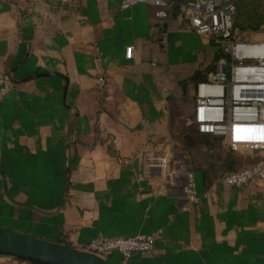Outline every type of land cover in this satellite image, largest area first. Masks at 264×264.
I'll return each mask as SVG.
<instances>
[{"label": "crops", "instance_id": "obj_1", "mask_svg": "<svg viewBox=\"0 0 264 264\" xmlns=\"http://www.w3.org/2000/svg\"><path fill=\"white\" fill-rule=\"evenodd\" d=\"M216 50L147 3L0 0V73L12 77L0 96V226L71 245L154 235L127 260L108 255L114 264H264V183L223 179L264 149L188 129L189 77ZM167 150L168 169L147 160ZM246 155L255 158L239 166Z\"/></svg>", "mask_w": 264, "mask_h": 264}, {"label": "built area", "instance_id": "obj_2", "mask_svg": "<svg viewBox=\"0 0 264 264\" xmlns=\"http://www.w3.org/2000/svg\"><path fill=\"white\" fill-rule=\"evenodd\" d=\"M124 9L138 3L156 7L158 17L173 13L197 33L220 44L223 53L206 79L197 83L194 121L202 133L221 136L231 148L241 145L264 149V38L242 36L235 25V0H119ZM264 31V25L262 27ZM132 45L127 55L132 54ZM103 82V77H100ZM12 85L9 72L0 73V96L6 95ZM171 150L165 153L151 151L150 164L166 169L170 166ZM223 179L230 185L241 186L251 182L264 183V154L257 160L229 170ZM186 193L189 202L200 200L195 172H188ZM76 247L93 251L104 257L120 252L127 260L134 252L154 246V235L100 234Z\"/></svg>", "mask_w": 264, "mask_h": 264}, {"label": "water", "instance_id": "obj_3", "mask_svg": "<svg viewBox=\"0 0 264 264\" xmlns=\"http://www.w3.org/2000/svg\"><path fill=\"white\" fill-rule=\"evenodd\" d=\"M193 144V134H185ZM0 255H12L29 264H113L106 257L71 244L0 226Z\"/></svg>", "mask_w": 264, "mask_h": 264}, {"label": "trees", "instance_id": "obj_4", "mask_svg": "<svg viewBox=\"0 0 264 264\" xmlns=\"http://www.w3.org/2000/svg\"><path fill=\"white\" fill-rule=\"evenodd\" d=\"M236 12H235V25L238 29H241L242 36H246V32H254L262 29L264 25V0H235ZM223 53L222 49H217L215 54V61ZM213 62L204 68L195 70L189 77V79L200 81L206 79L207 72L215 68ZM191 131L197 130V124L195 121L191 122ZM109 261V257H107ZM112 262V261H111ZM113 263V262H112ZM114 264V263H113Z\"/></svg>", "mask_w": 264, "mask_h": 264}, {"label": "rangeland", "instance_id": "obj_5", "mask_svg": "<svg viewBox=\"0 0 264 264\" xmlns=\"http://www.w3.org/2000/svg\"><path fill=\"white\" fill-rule=\"evenodd\" d=\"M239 31H241V29L239 30ZM251 34V33H250ZM259 37L260 36H264V34H260V35H258ZM213 44H214V46H216V49H219L220 48V44H218L217 42H215L214 40H213ZM216 52H217V50H216ZM215 52V53H216ZM214 61H215V59H214ZM192 85H193V87H192ZM192 85H191V87L192 88H194L195 87V84L194 83H192ZM193 98L194 97H190V100H193ZM182 112H184V109L182 110ZM182 119L183 120H187L188 119V116H182ZM191 123H189L188 124V129L191 131ZM195 133L197 134V136H196V138L197 139H201L202 141H205V138H202V136H204L203 134H200L197 130H195ZM207 141H209V138H207L206 139ZM241 146H246V145H241ZM241 146H240V148H241ZM245 148H241V150H244ZM240 155H241V153L242 152H239V151H237ZM243 158H244V160H243V162L241 161V158H240V162H239V166H241V165H243V163H245V162H249L250 160H254V158H252V157H250V156H242ZM245 164H247V163H245ZM238 167V166H237ZM0 264H29L27 261H20V260H18L17 258H15L14 256H12V255H0Z\"/></svg>", "mask_w": 264, "mask_h": 264}]
</instances>
